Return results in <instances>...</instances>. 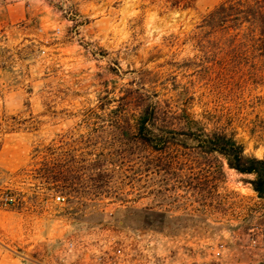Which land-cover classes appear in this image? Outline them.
I'll list each match as a JSON object with an SVG mask.
<instances>
[{
	"label": "rangeland",
	"instance_id": "obj_1",
	"mask_svg": "<svg viewBox=\"0 0 264 264\" xmlns=\"http://www.w3.org/2000/svg\"><path fill=\"white\" fill-rule=\"evenodd\" d=\"M226 1L45 0L27 33L0 0V264H264L253 176L134 139L156 97L169 129L189 133L185 109L264 159V27L211 26Z\"/></svg>",
	"mask_w": 264,
	"mask_h": 264
},
{
	"label": "trees",
	"instance_id": "obj_2",
	"mask_svg": "<svg viewBox=\"0 0 264 264\" xmlns=\"http://www.w3.org/2000/svg\"><path fill=\"white\" fill-rule=\"evenodd\" d=\"M237 2L227 0L216 7L205 21L208 20L206 22L211 26L217 24L224 26L228 22L229 17H231V23H233L234 20L238 21L241 18V14L244 13L251 23H257L259 26L264 27V0H254L252 3L246 1V5L241 0ZM188 8H190L188 4L183 5V9ZM243 8L245 9L244 12L241 11ZM123 100L128 102L127 98H123ZM135 102L141 108L135 119L134 128V139L139 145L164 155L172 146L189 149L190 145L188 143H191L193 145L192 148L199 151L200 154L218 155L224 159L229 169L241 175L253 176V179L249 182L251 188L257 197L264 201V159L247 155L244 145L236 138L235 131H231L230 135L220 131L206 133L201 123L191 120L189 115L186 114L187 111L183 109L181 111L185 117L182 121L180 119V123L182 122L186 126L189 133H180L178 130L167 127V125L172 124L171 122H166L167 116L171 114V107L168 105L164 107L162 102L157 100L156 97L144 98L140 96L137 97ZM126 130L124 131L125 136H128ZM182 135L184 137H181ZM171 169L172 164H169L168 170ZM219 170L222 172V164L219 166ZM62 174L57 169L47 170L45 178L55 183L60 180L66 182L67 179H64L65 177ZM143 218L145 219L146 217ZM153 228L156 231L158 230V232L162 231L159 227L157 229L156 227Z\"/></svg>",
	"mask_w": 264,
	"mask_h": 264
},
{
	"label": "crops",
	"instance_id": "obj_3",
	"mask_svg": "<svg viewBox=\"0 0 264 264\" xmlns=\"http://www.w3.org/2000/svg\"><path fill=\"white\" fill-rule=\"evenodd\" d=\"M10 7H8V13L3 15V19L11 21V23L15 21H20L26 23L29 28L26 29V32H34L36 31V25L38 22H42V12L35 5L37 3H44L45 0H18V1H10ZM57 27L56 29H58ZM55 29V31H56ZM60 29V28H59Z\"/></svg>",
	"mask_w": 264,
	"mask_h": 264
},
{
	"label": "built area",
	"instance_id": "obj_4",
	"mask_svg": "<svg viewBox=\"0 0 264 264\" xmlns=\"http://www.w3.org/2000/svg\"><path fill=\"white\" fill-rule=\"evenodd\" d=\"M60 32H61V30H60L59 28L56 29V34H57V35H59ZM64 200H65V198H64L63 196H61V195H57V196L55 197V201L58 202V203H62V202H64ZM5 201H6L7 204H8V203H12V198H8V197H6V198H5Z\"/></svg>",
	"mask_w": 264,
	"mask_h": 264
}]
</instances>
